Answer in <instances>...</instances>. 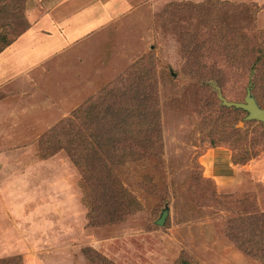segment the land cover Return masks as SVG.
<instances>
[{
	"label": "rangeland",
	"instance_id": "374dc122",
	"mask_svg": "<svg viewBox=\"0 0 264 264\" xmlns=\"http://www.w3.org/2000/svg\"><path fill=\"white\" fill-rule=\"evenodd\" d=\"M250 87L264 109V0H0V264H264V124L220 99ZM119 104L156 146L85 175Z\"/></svg>",
	"mask_w": 264,
	"mask_h": 264
},
{
	"label": "trees",
	"instance_id": "16d2710c",
	"mask_svg": "<svg viewBox=\"0 0 264 264\" xmlns=\"http://www.w3.org/2000/svg\"><path fill=\"white\" fill-rule=\"evenodd\" d=\"M10 45L11 43L1 51ZM132 101H135V99ZM144 106L139 104L138 108L141 107L140 110H145V116L148 118H143V114L139 109L137 111V108L131 110L126 105L119 104V106H114L112 109L113 117L115 116V118L110 119L112 121L95 122L89 126L88 131L92 138L85 141L82 149L75 147L71 148L70 152L85 175L86 173L90 174L91 171L96 174L93 170L99 169V172H102V169H108L101 161L100 154L104 155L110 164L117 165L119 162H126L128 157L137 155V151L140 149L149 148L152 150L156 146V139H158L156 132L158 133L159 130L157 111L153 108L149 109L148 105L146 108ZM100 132L107 133L109 136L100 135ZM107 172L108 177L105 181L110 182L113 174L110 170ZM88 181L93 182L102 193L103 208L110 210V216L120 219V217L130 212L128 209L132 206V203L128 200L123 189H113L109 184L102 188L103 183L101 182L103 180L99 181L94 177L88 178ZM98 181L99 184H97Z\"/></svg>",
	"mask_w": 264,
	"mask_h": 264
},
{
	"label": "water",
	"instance_id": "95a60500",
	"mask_svg": "<svg viewBox=\"0 0 264 264\" xmlns=\"http://www.w3.org/2000/svg\"><path fill=\"white\" fill-rule=\"evenodd\" d=\"M252 89V87L248 88L244 103L227 101L222 95H220V99L225 107L245 111L247 113V116L244 119L245 121H258L264 124V109L260 107L254 98ZM168 214L169 211L165 210L162 217L157 221V224L163 226L166 222Z\"/></svg>",
	"mask_w": 264,
	"mask_h": 264
}]
</instances>
